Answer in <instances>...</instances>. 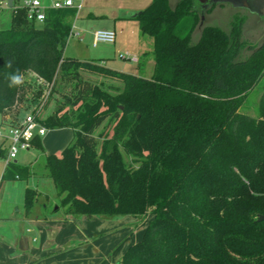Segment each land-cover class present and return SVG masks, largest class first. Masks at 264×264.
Listing matches in <instances>:
<instances>
[{
  "label": "trees",
  "instance_id": "trees-1",
  "mask_svg": "<svg viewBox=\"0 0 264 264\" xmlns=\"http://www.w3.org/2000/svg\"><path fill=\"white\" fill-rule=\"evenodd\" d=\"M170 2L152 0L134 17L153 40L151 78L65 57L74 8L45 9L36 26L26 7H13L11 27L0 30V115L6 121L26 109L34 93L26 73L53 84L43 110L54 93L61 100L38 121L73 131L60 156H46L57 211L149 219L122 264H264V41L242 59L243 18L225 32L201 25L217 5ZM16 177L30 172L11 163L0 187ZM35 198L26 191L25 215Z\"/></svg>",
  "mask_w": 264,
  "mask_h": 264
},
{
  "label": "rangeland",
  "instance_id": "rangeland-1",
  "mask_svg": "<svg viewBox=\"0 0 264 264\" xmlns=\"http://www.w3.org/2000/svg\"><path fill=\"white\" fill-rule=\"evenodd\" d=\"M21 5L25 1L20 0ZM42 4L49 0H38ZM63 0H53V2H61ZM175 0H171L172 6ZM152 0H80L74 8V16L72 18V31L64 50V56L78 60H90L100 58L107 64L108 68L118 70L123 73L134 72L135 76L140 74L143 78H151L154 73V58L152 55L153 40L149 36L142 35L136 20L127 19L126 16H133L134 9H145L151 4ZM142 6V7H140ZM236 18H243V26L241 32V41L244 48L241 58L245 59L250 56L251 48H256L263 43L264 38V17L249 12L243 8H236L231 3H224L215 6L206 16L205 25L216 26L225 32H229L231 25ZM12 8L0 7V29L6 30L11 27ZM39 26L40 23H35ZM116 30L118 37L122 40L127 39L126 53L117 55L118 50L113 44L100 43L93 47V33L97 30ZM75 33V34H74ZM199 38L198 30L193 34V42H197ZM125 52V51H124ZM132 52V53H131ZM124 57V58H123ZM125 57L137 58L139 65L132 63ZM99 60V59H98ZM112 60L115 61L112 63ZM139 66V68H138ZM125 68L127 71L119 69ZM131 74V73H130ZM139 75V76H140ZM97 81V79H94ZM26 86L32 87L33 94H28L29 101L24 103L26 108L22 110L18 117L10 120H4L0 115V132L7 133V125L14 124L18 119H22L26 112H32L34 109L39 111V117L45 119L52 113L57 103L60 102L58 93H54L49 101L48 108L42 109V105L37 107L38 101L43 96L44 90L48 84H40L39 80L32 74L26 73L23 78ZM52 91L53 84H49ZM31 90V88H30ZM259 87L250 95L248 105L249 108L244 112L254 115V106L258 99ZM101 129L97 132V134ZM73 131L70 128L57 130H46V134L41 138V147L33 146L29 151L21 152L18 156L16 164L21 168H26L30 172V177L26 179H11L4 181L0 187V207L1 216L8 218L10 227L15 226L16 231L25 237L39 239L37 234L38 228L47 225L43 219L36 220L34 215L39 211L45 213V218L53 220L49 224L56 229L67 228V222H63L62 211L53 212L57 207L58 200L52 181L46 177L45 168L46 156H60L63 149L72 141ZM0 145L6 149V144L0 138ZM15 163V162H14ZM5 168V159L0 160V180ZM27 190L36 191V198L32 207L33 216L25 215V194ZM43 206H46L45 209ZM1 217V218H2ZM99 217L90 218L89 223L84 218L85 227H79L89 234V238L94 244L102 248L100 257L101 264H122L124 252L129 244L139 243L142 240L144 229L147 227L149 219L143 222L135 220L129 216L105 219L101 221ZM132 220V221H131ZM43 221V222H42ZM101 221L102 224L99 223ZM7 222V221H6ZM46 228V227H45ZM26 229H31L32 234H25ZM47 229V228H46ZM23 232V233H22ZM68 235V234H67ZM66 235V236H67ZM72 234L65 238L66 240L74 239ZM71 240V242H72ZM43 245L42 241L33 244L31 247Z\"/></svg>",
  "mask_w": 264,
  "mask_h": 264
},
{
  "label": "crops",
  "instance_id": "crops-1",
  "mask_svg": "<svg viewBox=\"0 0 264 264\" xmlns=\"http://www.w3.org/2000/svg\"><path fill=\"white\" fill-rule=\"evenodd\" d=\"M175 2L176 0L173 2L172 6L175 4ZM52 3H54L53 0H49L48 2L43 3V5L49 7ZM21 4L22 3L20 0H13V7H20ZM3 6L6 7V4L0 1V7ZM140 9L141 8L134 9V12L132 14L133 16L130 15L129 17L126 16L125 18L134 20V17L140 11H142ZM112 31H115L116 33L115 29H113ZM200 32H201V28H198L199 35ZM117 43L119 47L118 50L115 52L117 55H121L122 53H126V52L129 53V51L126 48L127 39L125 40L120 39L116 33V42L113 45L117 47ZM98 59L101 60L100 58L90 59V60H98ZM114 62L115 61L112 60V63ZM104 64L107 66L106 63ZM134 64L139 65L140 61L138 60V63H134ZM119 70L125 72L127 71L125 68ZM128 73L134 75L132 74L134 72L128 71ZM139 75L140 74L136 76ZM139 77L142 76L140 75ZM43 207L47 209L46 206ZM0 212H1V207H0ZM53 212L56 213L58 211L55 208ZM26 216L27 217L33 216L32 210L31 213ZM1 217L2 216L0 214V264H101L100 259L102 258L100 257V255L102 253V248L94 244L93 240L89 238V234H87L85 230L79 229V227L82 228L85 227L84 218L85 220H87L86 221L87 224L89 223L88 220H90V218L87 217L74 218L71 216L68 217L62 216L64 220L61 221L70 224L67 225V228L63 230V228L56 229L55 227L51 226L49 223L53 222V220H49L48 218H45V213L39 211L34 215V218L36 220L43 219L44 222L47 223V225L46 226L43 225L38 228L37 234L39 235V239L40 238L41 239L36 240V238L29 239L24 235L19 234L16 231V227L14 225L10 227L9 224L10 221L12 220H8V218H3V217L1 218ZM101 221L104 222V220ZM101 221H99L100 224H102ZM13 222L14 221H12V223ZM24 233L26 235L32 234V230L26 229ZM69 234L70 235L72 234V236H75V238L73 240L69 239L65 241V238L69 236ZM39 241H42L43 245L31 247L33 244H37Z\"/></svg>",
  "mask_w": 264,
  "mask_h": 264
},
{
  "label": "built area",
  "instance_id": "built-area-1",
  "mask_svg": "<svg viewBox=\"0 0 264 264\" xmlns=\"http://www.w3.org/2000/svg\"><path fill=\"white\" fill-rule=\"evenodd\" d=\"M80 0H63L61 2H54L49 7L44 6L38 0L25 1L23 6L27 8V19L31 22L41 23L45 19L44 10L51 9H66L75 8L76 4ZM116 42V33L111 30H97L93 33V47H96L100 43L114 44ZM124 58V57H123ZM133 63H138L137 58L125 57ZM34 75L33 73H30ZM43 84L46 82L34 75ZM48 84V83H47ZM51 93V89L46 87L43 96L40 101H38L37 107L42 105V109L45 103L48 101ZM39 111L34 109L32 112H26L22 119H18L14 124L7 125V133L3 134L0 132V138L3 143L6 144V158H5V168L14 163L17 156L21 152L29 151L33 147V142L36 138H43L46 134V127L38 121ZM18 179V177H16Z\"/></svg>",
  "mask_w": 264,
  "mask_h": 264
},
{
  "label": "water",
  "instance_id": "water-1",
  "mask_svg": "<svg viewBox=\"0 0 264 264\" xmlns=\"http://www.w3.org/2000/svg\"><path fill=\"white\" fill-rule=\"evenodd\" d=\"M2 2L5 3L7 7L13 8V0H2ZM224 3H231L236 8H243L260 17H264V0H203V8ZM204 22L205 15H202L201 25ZM262 38H264V33ZM259 220H264V216L259 217Z\"/></svg>",
  "mask_w": 264,
  "mask_h": 264
},
{
  "label": "clouds",
  "instance_id": "clouds-1",
  "mask_svg": "<svg viewBox=\"0 0 264 264\" xmlns=\"http://www.w3.org/2000/svg\"><path fill=\"white\" fill-rule=\"evenodd\" d=\"M21 82V77L19 75H13L11 77V84L16 85Z\"/></svg>",
  "mask_w": 264,
  "mask_h": 264
}]
</instances>
